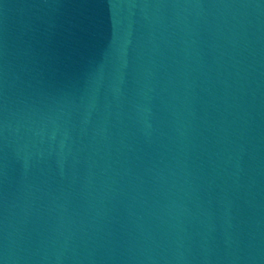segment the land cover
<instances>
[{
    "label": "water",
    "instance_id": "1",
    "mask_svg": "<svg viewBox=\"0 0 264 264\" xmlns=\"http://www.w3.org/2000/svg\"><path fill=\"white\" fill-rule=\"evenodd\" d=\"M0 264H264V0H0Z\"/></svg>",
    "mask_w": 264,
    "mask_h": 264
}]
</instances>
